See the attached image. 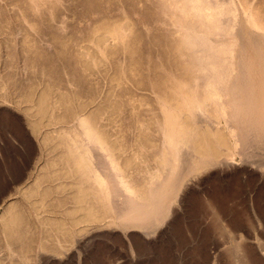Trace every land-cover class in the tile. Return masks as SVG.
I'll list each match as a JSON object with an SVG mask.
<instances>
[{
    "label": "rangeland",
    "instance_id": "obj_1",
    "mask_svg": "<svg viewBox=\"0 0 264 264\" xmlns=\"http://www.w3.org/2000/svg\"><path fill=\"white\" fill-rule=\"evenodd\" d=\"M204 1L191 6L221 18L211 39L243 13L264 30V0ZM189 4L0 0V264H264V164L238 149L186 178L160 229L121 226L97 197L112 175L125 208L162 173L164 109L175 108L177 75L192 72L176 28ZM216 124L197 139L216 143L230 125Z\"/></svg>",
    "mask_w": 264,
    "mask_h": 264
},
{
    "label": "bare ground",
    "instance_id": "obj_2",
    "mask_svg": "<svg viewBox=\"0 0 264 264\" xmlns=\"http://www.w3.org/2000/svg\"><path fill=\"white\" fill-rule=\"evenodd\" d=\"M188 2L190 4L187 6L193 11L192 13H187L188 15L181 12L185 16L181 15V17H184V21H181L178 16H176V28L182 33L186 43L185 45L188 48V51H185L184 55L189 56L192 72H182L178 63L173 66L174 71L176 70L177 72V68H179L182 74L179 72L181 77L178 78L179 76L177 75V81H172L173 84L175 83L174 88L176 91H174V93H176V98L174 100L175 108L168 104L173 102H171V99L170 102L166 103V105L168 104L174 108V110L164 109V135L163 138H161L163 142L160 144L162 145V151L157 149L161 151L160 166L162 169H159V171L162 173L160 177H156L148 182V186L142 188L135 196L131 195L132 197L129 198L130 200L127 199L129 202L124 206L125 208L117 205L119 200L117 201V196L115 197L114 195L116 193L115 188L118 186L116 183L114 186V178H111L112 175L108 177V182L112 184H109L107 188L99 189L97 192L98 199L104 200V207H108L109 211L114 215L113 217L118 221V224L126 228L158 227V229H160L159 226L164 224L163 222L166 221L172 210H174L172 206L177 199L178 192L180 189L184 188H182L183 182L187 180V177L195 173L197 174L200 168L217 164L216 161L219 159L216 160V157L220 148L226 150L234 149V151L238 149V152H242L244 155L246 154L245 156H247L246 159L249 163L255 164L256 162H263L262 164H264V30L259 27L260 24L257 19H255V15L252 16L251 13H243L239 17L236 16L233 30L230 32L227 28L229 32L225 36L224 34L227 32L225 25L228 19L226 21L223 20L222 23L220 22L223 27L225 26L223 34L221 33L223 36L217 39H211L208 35H210V31L213 27L221 26L219 24L221 18L215 17V15L210 20L206 13L208 12L206 8H201L198 5H192V7V0H188ZM212 4L216 3L212 2ZM215 6H218V8L221 7L222 10L229 8L226 6L225 2L224 4L218 3ZM207 8L209 9L210 7L208 6ZM225 11L226 10H224V12ZM225 17L229 18L223 16L222 19H225ZM233 20L229 23L233 22ZM120 32L117 30V34ZM120 36L123 35L120 34L118 38H120ZM163 107L165 108V106ZM164 110L161 109L162 113ZM220 121L223 122V124L226 123L230 125L229 128L227 126V129H224V132L226 130L224 134L219 135V139L216 140V143H209L213 141V138L211 140L203 138L204 141H201L202 139H197L198 129L203 130V126L208 125L212 130V126H215L216 123H220ZM214 133L215 132H213V134ZM84 134H86L85 139L89 147H91L90 149H97V143L99 144L97 134L88 126ZM98 151L99 150H97V152ZM250 152H253L252 155H248ZM221 161L228 165L234 162L230 160L229 156ZM157 168L160 167L157 166ZM106 175H108V172ZM122 203L121 201V204ZM109 214L110 213H108V215ZM215 214L217 215V213ZM109 221H112V219H109ZM152 230L154 231V229ZM11 235H14L13 232L10 233V236ZM13 237L12 242L15 244L14 240L16 237Z\"/></svg>",
    "mask_w": 264,
    "mask_h": 264
}]
</instances>
